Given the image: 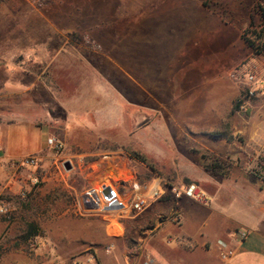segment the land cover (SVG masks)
<instances>
[{
  "label": "rangeland",
  "instance_id": "obj_1",
  "mask_svg": "<svg viewBox=\"0 0 264 264\" xmlns=\"http://www.w3.org/2000/svg\"><path fill=\"white\" fill-rule=\"evenodd\" d=\"M243 42L254 45L244 60ZM255 56L264 0H0V116L38 77L58 145L32 190L6 201L0 257L38 246L34 235L100 233L120 220L76 214L89 188L131 177L198 186L208 170L243 166V117L264 124V96L243 109L232 75Z\"/></svg>",
  "mask_w": 264,
  "mask_h": 264
},
{
  "label": "crops",
  "instance_id": "obj_2",
  "mask_svg": "<svg viewBox=\"0 0 264 264\" xmlns=\"http://www.w3.org/2000/svg\"><path fill=\"white\" fill-rule=\"evenodd\" d=\"M247 25L243 18V30ZM248 50L243 42V60ZM44 51L39 49L38 54ZM47 57L50 63L54 55ZM37 79L20 86L15 103L6 105L5 115L0 116V198L5 202L32 190L37 168L20 164L31 156L42 162L48 148V114L39 99L47 88L34 86ZM247 104L243 98V109ZM261 154L264 124L254 116L243 117V166L233 165L227 177L208 170L196 185L205 201L167 194L142 212L115 223H99L100 233L34 235L38 246L29 251L10 247L0 264H264ZM3 229L0 223V232ZM238 230L247 232L244 240L235 236ZM0 240L5 241V233H0ZM220 251L227 257L222 259Z\"/></svg>",
  "mask_w": 264,
  "mask_h": 264
},
{
  "label": "built area",
  "instance_id": "obj_3",
  "mask_svg": "<svg viewBox=\"0 0 264 264\" xmlns=\"http://www.w3.org/2000/svg\"><path fill=\"white\" fill-rule=\"evenodd\" d=\"M232 77L242 84L241 97L246 100L264 96V57L255 56L249 61L243 62L234 72ZM47 145L53 149L58 145L54 140L48 139ZM20 167H38L36 157L25 158ZM105 188L108 191L104 193ZM120 188V189H119ZM169 194L173 199L187 197L196 201H205L195 184L173 185L160 177H156L147 182H140L136 178L124 180L119 186L100 185L97 188L85 190L74 205V211L80 216H99L114 214L119 218L128 217L132 214L142 212L152 203L163 199ZM8 213V206L0 198V215ZM176 222L178 216L174 217ZM238 239L244 240L247 232L238 230L235 232ZM219 256L224 259L227 254L219 252Z\"/></svg>",
  "mask_w": 264,
  "mask_h": 264
},
{
  "label": "water",
  "instance_id": "obj_4",
  "mask_svg": "<svg viewBox=\"0 0 264 264\" xmlns=\"http://www.w3.org/2000/svg\"><path fill=\"white\" fill-rule=\"evenodd\" d=\"M63 168H64L65 171H69V170H71L72 166H71V164L69 162H65L63 164ZM107 191H108V188H105L104 193H106Z\"/></svg>",
  "mask_w": 264,
  "mask_h": 264
},
{
  "label": "trees",
  "instance_id": "obj_5",
  "mask_svg": "<svg viewBox=\"0 0 264 264\" xmlns=\"http://www.w3.org/2000/svg\"><path fill=\"white\" fill-rule=\"evenodd\" d=\"M254 45L253 44H249V48H252ZM257 54H259V53H257Z\"/></svg>",
  "mask_w": 264,
  "mask_h": 264
}]
</instances>
